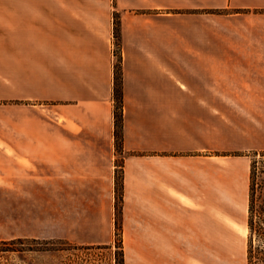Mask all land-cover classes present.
Wrapping results in <instances>:
<instances>
[{"label":"crops","instance_id":"0c3cea01","mask_svg":"<svg viewBox=\"0 0 264 264\" xmlns=\"http://www.w3.org/2000/svg\"><path fill=\"white\" fill-rule=\"evenodd\" d=\"M262 66L264 0H0V194L44 226L12 238L111 244L121 156L125 264H208Z\"/></svg>","mask_w":264,"mask_h":264},{"label":"rangeland","instance_id":"374dc122","mask_svg":"<svg viewBox=\"0 0 264 264\" xmlns=\"http://www.w3.org/2000/svg\"><path fill=\"white\" fill-rule=\"evenodd\" d=\"M262 90L264 93V66H262ZM243 110L240 113L239 124L252 133L250 142L257 146L230 153L234 156L245 157L244 194L238 193L237 203H231L228 209L215 208L214 213V250L213 256H208V264H247L248 241V186L250 165L255 151L264 150V95L250 98H240ZM215 154L221 152L215 151ZM117 171L121 172L123 165L121 156L116 160ZM3 194H0V240H12L14 235L37 233L44 226H38L30 218L22 216L17 223L11 210L3 208ZM215 193V204H217ZM118 201V200H117ZM117 206V203H116ZM36 219V218H35ZM35 222V221H34ZM117 222V215H116ZM248 231V232H247ZM31 238V237H28ZM16 239V238H15ZM52 251L0 253V264H119V246L123 244L122 230L116 227L114 240L111 244H80L68 239H47Z\"/></svg>","mask_w":264,"mask_h":264},{"label":"trees","instance_id":"16d2710c","mask_svg":"<svg viewBox=\"0 0 264 264\" xmlns=\"http://www.w3.org/2000/svg\"><path fill=\"white\" fill-rule=\"evenodd\" d=\"M120 21L116 17L115 36L120 37ZM115 136L116 147L119 153L123 151V89L122 69L120 63L115 67ZM250 165L249 191H248V241L247 264H264V150L255 151ZM121 172L117 171V206L116 227L122 230V203H123V165ZM49 240L38 238H16L12 240H0V253L14 252H47L53 249L49 247ZM119 264H125V252L123 244L119 246Z\"/></svg>","mask_w":264,"mask_h":264},{"label":"bare ground","instance_id":"6f19581e","mask_svg":"<svg viewBox=\"0 0 264 264\" xmlns=\"http://www.w3.org/2000/svg\"><path fill=\"white\" fill-rule=\"evenodd\" d=\"M248 232V231H247Z\"/></svg>","mask_w":264,"mask_h":264}]
</instances>
